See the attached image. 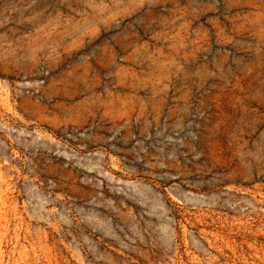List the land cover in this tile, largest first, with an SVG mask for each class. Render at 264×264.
<instances>
[{"label": "rangeland", "instance_id": "rangeland-1", "mask_svg": "<svg viewBox=\"0 0 264 264\" xmlns=\"http://www.w3.org/2000/svg\"><path fill=\"white\" fill-rule=\"evenodd\" d=\"M0 264H264V0H0Z\"/></svg>", "mask_w": 264, "mask_h": 264}]
</instances>
